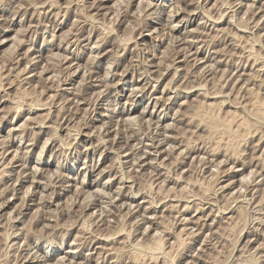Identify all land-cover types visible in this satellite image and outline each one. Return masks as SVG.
<instances>
[{
  "label": "rangeland",
  "instance_id": "rangeland-1",
  "mask_svg": "<svg viewBox=\"0 0 264 264\" xmlns=\"http://www.w3.org/2000/svg\"><path fill=\"white\" fill-rule=\"evenodd\" d=\"M121 2L0 4V264H264V0Z\"/></svg>",
  "mask_w": 264,
  "mask_h": 264
},
{
  "label": "bare ground",
  "instance_id": "bare-ground-1",
  "mask_svg": "<svg viewBox=\"0 0 264 264\" xmlns=\"http://www.w3.org/2000/svg\"><path fill=\"white\" fill-rule=\"evenodd\" d=\"M111 1H112V0H111ZM123 1H125V0H122L121 3H123ZM129 1H130V0H129ZM194 1H195V0H194ZM102 2H104V0H102ZM108 2H110V1H108ZM117 2H118V1H117ZM117 2H116V3H117ZM119 2H120V1H119ZM142 2H143V1H142ZM144 2H145V1H144ZM149 2H150V1H149ZM190 2H191V1H190ZM190 2H188V3H190ZM126 3H127V2H126ZM126 3H124V4H126ZM146 3H148V2H146ZM114 4H115V2H114ZM130 4H131V3H130ZM140 4H141V3H140ZM143 4H144V3H143ZM253 4H254V3H253ZM116 5L119 6V5H121V4L119 3V4H116ZM116 5H114V6H115V9H116ZM122 5H123V4H122ZM144 5H145V4H144ZM200 5H201V4H200ZM200 5H199V6H200ZM124 6H125V5H124ZM126 6H127V4H126ZM126 6H125V7H126ZM139 6H140V5H139ZM197 6H198V5H197ZM201 6H202V5H201ZM250 6H251V5H250ZM127 7H128V6H127ZM127 7H126V8H127ZM129 7H130V5H129ZM140 7H141V6H140ZM151 7H152V6H151ZM203 7H204V6H203ZM126 8H125V9H126ZM138 8H139V7H138ZM144 8H145V7H144ZM149 8H150V7H149ZM195 8H196V7H195ZM198 8H199V7H198ZM205 8H206V7H205ZM249 8H250V7H249ZM256 8H257V7H256ZM120 9H121V8H120ZM139 9H141V8H139ZM196 9H197V8H196ZM202 9L204 10V8H202ZM206 9H207V8H206ZM247 9H248V8H247ZM251 9H252V11H253V8H251ZM141 10H142V9H141ZM143 10H145V9H143ZM178 10H180V9H178ZM184 10H185V9H184ZM261 10H262V9H261ZM116 11H117V10H116ZM116 11H115V13H116ZM140 12H141V11H140ZM174 12H175V11H174ZM182 12H183V11H182ZM206 12H207V10H206ZM247 12H248V11H247ZM66 13H67V12H66ZM142 13H143V12H142ZM208 13H209V12H208ZM112 14H113V13H112ZM125 14H126V13H125ZM140 14H141V13H140ZM172 14H173V12H172ZM174 14H175V13H174ZM176 14H177V13H176ZM187 14H188V13H187ZM203 14H205V13H203ZM206 14H207V13H206ZM207 15H208V14H207ZM90 16H91V15H90ZM117 16H118V15H117ZM149 16H150V15H149ZM173 16H174V15H172V17H173ZM252 16H253V14H252ZM253 17H254V16H253ZM89 18H90V17H89ZM92 18H93V15H92ZM263 18H264V17H263ZM184 19H185V18H184ZM95 20H96V19H95ZM186 20H187V19H186ZM263 20H264V19H263ZM182 23H183V22H182ZM78 24H79V23H78ZM170 24H171V23H170ZM76 26H77V25H76ZM100 27H101V26H100ZM204 27H205V26H204ZM176 28H177V27H176ZM155 29H156V28H155ZM165 29H166V28H165ZM173 29H174V27H173ZM141 30H142V29H141ZM147 30H148V29H147ZM19 32H20V31H19ZM19 32H18V33H19ZM172 32H173V31H172ZM112 33H113V32H112ZM193 33H194V32H193ZM193 33H192V34H193ZM109 34H110V33H109ZM167 34H168V33H167ZM110 35H111V34H110ZM171 35H172V34H171ZM53 36H54V35H53ZM172 36H173V35H172ZM172 36H171V37H172ZM158 37H159V36H158ZM163 37H164V36H163ZM16 38H17V36H16ZM51 38H52V37H51ZM17 39H18V38H17ZM131 39H133V38H131ZM167 39H168V38H167ZM90 40H91V39H90ZM98 40H99V39H98ZM173 40H174V39H173ZM18 41H19V40H18ZM18 41H17V42H18ZM126 41H127V40H126ZM131 41H132V40H131ZM185 41H186V43H187V40H185ZM2 42H3V41H2ZM89 42H90V41H89ZM89 42H88V43H89ZM179 42H180V41H179ZM188 42H189V41H188ZM197 42H198V41H197ZM48 43H49V42H48ZM94 43H95V42H94ZM100 43H101V42H100ZM102 43H104V41H103ZM102 43H101V44H102ZM175 43H176V42H175ZM183 43H184V42H183ZM189 43H190V42H189ZM191 43H192V42H191ZM0 44H1V43H0ZM15 44H17V43H15ZM135 44H136V43H135ZM176 44H177V43H176ZM181 44H182V43H181ZM17 45H18V44H17ZM43 45H44V44H43ZM43 45H42V46H43ZM95 45L97 46L98 44H95ZM139 45H140V44H139ZM170 45H171V44H170ZM172 45H173V44H172ZM177 45H178V44H177ZM193 45H194V44H193ZM193 45H192V46H193ZM0 46H2V45H0ZM98 46H99V45H98ZM105 46H106V45H105ZM189 46H190V45H189ZM68 47H69V46H68ZM125 47H126V46H125ZM135 47H136V46H135ZM168 47H169V46H168ZM59 48H60V46H59ZM92 48H93V47H92ZM99 48H101V47H99ZM137 48H138V47H137ZM170 48H171V46H170ZM182 48H183V47H182ZM187 48H188V47H187ZM52 49H53V48H52ZM65 49H66V48H65ZM152 49H153V48H152ZM174 49H175V48H174ZM179 49H180V48H179ZM183 49H184V48H183ZM185 49H186V48H185ZM58 50H59V49H58ZM136 50H137V49H136ZM28 51H29V50H28ZM51 51H52V50H51ZM51 51H50V52H51ZM68 51H69V50H68ZM99 51H100V50H99ZM124 51H125V50H124ZM138 51H139V50H138ZM172 51H173V50H172ZM194 51H195V50H194ZM29 52H30V51H29ZM48 52H49V51H48ZM197 52H199V51H197ZM26 53H28V52H26ZM95 53H96V52H95ZM106 53H107V52H106ZM125 53H126V52H125ZM188 53H189V52H188ZM188 53H187V54H188ZM193 53H194V52H193ZM51 54H52V53H51ZM98 54H99V53H98ZM103 54H104V53H103ZM185 54H186V53H185ZM191 54H192V52L189 53V55H191ZM89 55H90V54H89ZM189 55H185V56H189ZM194 55H195V54H194ZM25 56H26V55H25ZM53 56H54V55H53ZM61 56H62V55H61ZM61 56H59V57H61ZM92 56H94V55H92ZM98 56H99V55H98ZM176 56H177V55H176ZM185 56H184V58H185ZM55 57H56V55H55ZM65 57H66V56H65ZM67 57H68V56H67ZM89 57L91 58V55H90ZM96 57H97V56H96ZM104 57H105V56H104ZM120 57H121V56H120ZM211 57H212V56H211ZM250 57H251V56H250ZM52 58H53V57H52ZM61 58H62V57H61ZM61 58H60V59H61ZM68 58H69V57H68ZM90 58H89V59H90ZM188 58H189V57H188ZM28 59H29V58H28ZM49 59H50V56H49ZM62 59H63V58H62ZM65 59H66V58H65ZM31 60H32V59H31ZM53 60H55V59H53ZM41 61H42V60H41ZM62 61H63V60H62ZM75 61H76V60H75ZM119 61H120V60H119ZM198 61H200V60L198 59ZM209 61H210V60H209ZM68 62H69V61H68ZM73 62H74V61H73ZM93 62H94V61H93ZM139 62H140V61H139ZM172 62H173V61H172ZM195 62H196V61H195ZM215 62H216V61H215ZM32 63H33V62H32ZM71 63H72V62H71ZM111 63H112V62H111ZM219 63H220V62H219ZM72 64H73V63H72ZM91 64H93V63H91ZM170 64H171V63H170ZM35 65H36V64H35ZM69 65H70V64H69ZM93 65H94V64H93ZM152 65H153V64H152ZM70 66H71V65H70ZM169 66H170V65H169ZM91 67H92V66H91ZM110 67H111V69H112L111 64H110ZM170 67H171V66H170ZM78 68H79V65H78ZM87 68H88V66H87ZM165 68H166V67H165ZM26 69H27V68H26ZM43 69H44V68H43ZM71 69H72V68H71ZM88 69H89V68H88ZM178 69H179V68H178ZM211 69H213V68H211ZM44 70H45V69H44ZM48 70H50V69H48ZM143 70H144V69H143ZM167 70H168V67H167ZM215 70H216V69H215ZM217 70H218V69H217ZM42 71H43V70H42ZM42 71H41V73H44V72H42ZM77 71H78V69H77ZM77 71H75V72H77ZM95 71H96V70H94V71L92 70L91 73H92V74H96ZM111 71H112V70H111ZM168 71H169V70H168ZM175 71H177V69H176ZM212 71H213V70H212ZM29 72H30V71H29ZM46 72H47V71H46ZM97 72H98V71H97ZM131 72H132V71H131ZM145 72H146V71H145ZM149 72H150V71H149ZM188 72H189V71H188ZM210 72H211V71H210ZM88 73H90V72H88ZM71 74H73V73H71ZM110 74H111V73H110L109 70L106 71V77L110 76ZM125 74H126V73H125ZM39 75H40V74H39ZM48 75H50V74H48ZM175 75H176V74H175ZM186 75H187V74H186ZM215 75H216V74H215ZM34 76H35V75H34ZM52 76H53V75H52ZM55 76H56V75H55ZM55 76H54V78H55ZM84 76H85V75H84ZM84 76H83V77H84ZM134 76H135V75H134ZM161 76H162V75H161ZM173 76H174V75H173ZM176 76H177V75H176ZM176 76H174V77H176ZM187 76H188V75H187ZM40 77H41V75H40ZM97 77H98V76H97ZM113 77H114V76H113ZM238 77H239V76H238ZM50 78H51V77H50ZM50 78H49V80H50ZM43 79H44V77H43ZM101 79H102V78H101ZM107 79H108V78H107ZM110 79H111V78H110ZM173 79H174V78H173ZM173 79H172V80H173ZM213 79H214V77H213ZM51 80H53V79H51ZM88 80H89V79H88ZM112 80H113V79H112ZM47 81H48V79H47ZM93 81H94V80H93ZM119 81H121V80H119ZM173 81H174V80H173ZM173 81H172V82H173ZM50 82H51V81H50ZM154 82H155V81H154ZM27 83H28V82H27ZM118 83H119V82H118ZM136 83H137V82H136ZM107 84H108V83H107ZM88 86H89V85H88ZM115 86H117V85L115 84ZM170 86H171V85H170ZM204 86H205V85H204ZM99 87H100V86H99ZM99 87H98V88H99ZM106 87H107V85H106ZM124 87H125V86H124ZM152 87H153V86H152ZM196 87H197V86H196ZM198 87H199V86H198ZM198 87H197V89H198ZM201 87H202V86H201ZM141 88H142V87H141ZM191 88H192V87H191ZM191 88H190V89H191ZM194 88H195V87H194ZM163 89H164V88H163ZM185 89H186V88H185ZM85 90H86V89H85ZM137 90H138V89H137ZM171 90H172V89H171ZM99 91H100V90H99ZM101 91H102V90H101ZM123 91H124V89H123ZM141 91H143V90L141 89ZM169 91H170V90H169ZM179 91H180V90H179ZM78 92H79V91H78ZM133 92H134V91H133ZM133 92H132V94H133ZM155 92H156V91H155ZM164 92H165V91H164ZM189 92H190V90H189ZM208 92H209V91H208ZM84 93H85V92H84ZM116 93H117V92H116ZM203 93H205V92H203ZM80 94H81V93H80ZM80 94H79V95H80ZM199 94H200V93H199ZM90 95H91V94H90ZM94 95H95V94H94ZM217 95H219V94H217ZM220 95H221V94H220ZM7 96H8V95H7ZM82 96H83V95H82ZM151 96H152V95H151ZM214 96H215V95H214ZM214 96H213V97H214ZM8 97H9V96H8ZM72 97H73V96H72ZM76 97H77V96H76ZM87 97H88V96H87ZM136 97H137V96H136ZM178 97H179V95H178ZM204 97H205V96H203V98H204ZM218 97H219V96H218ZM51 98H53V96H51ZM51 98H50V99H51ZM53 99H54V98H53ZM72 99H73V98H72ZM84 99H85V98H84ZM128 99H129V98H128ZM170 99H171V98L169 97V100H170ZM91 100H92V99H91ZM96 100H97V98H96ZM158 100H159V99H158ZM166 100H167V99H166ZM166 100H165L164 102H166ZM75 101H76V100H75ZM85 101H86V100H85ZM85 101H84V102H85ZM88 101H89V100H88ZM94 101H95V99H94ZM130 101L133 102V100H131V99H130ZM150 101H151V99H150ZM155 101H156V99L153 100L154 108H156V106L160 103L159 101H156V102H155ZM216 101H217V100H216ZM8 102H9V101H8ZM154 102H155V103H154ZM168 102H169V101H168ZM81 103H82V102H81ZM81 103H80V104H81ZM78 104H79V103H78ZM67 105H68V104H67ZM131 105L133 106V103H132ZM206 105H208V104H206ZM212 105H213V103H212ZM212 105H211V107H212ZM38 106H39V105H38ZM42 106H43V105H42ZM74 106H75V104H74ZM76 106H77V105H76ZM186 106H187V105H186ZM34 107H35V106H34ZM36 107H37V106H36ZM43 107H44V106H43ZM72 107H73V106H72ZM180 107H181V106H180ZM209 108H210V107H209ZM41 109H42V108H41ZM67 109H68V108H67ZM79 110H80V109H79ZM159 110H160V109H159ZM181 110H182V109H181ZM32 111H33V110H32ZM34 111H35V110H34ZM70 111H71V110H70ZM75 111H76V108H75ZM81 111H82V109H81ZM83 111H84V110H83ZM144 111H145V110H144ZM18 112H19V111H18ZM71 112H74V111L72 110ZM158 112H159V111H158ZM129 113H130V111L127 110V111H126V114H127L129 117H131L133 113H131V114H129ZM181 113H182V112H181ZM17 114H18V113H17ZM17 114H16V115H17ZM30 114H31V113H30ZM70 114H71V113H70ZM50 115H51V114H50ZM127 115H126V116H127ZM150 115L152 116V114H150ZM176 115H177V114H176ZM18 116H19V115H18ZM181 116H182V115H181ZM181 116H180V117H181ZM129 117H128V118H129ZM138 118H140V117H138ZM143 118H144V117H143ZM178 118H179V116H178ZM27 119H28V118H27ZM27 119H26V120H27ZM30 119H31V118H30ZM134 119H135V118H134ZM144 119H145V118H144ZM150 119H151V118H150ZM158 119H159V118H158ZM179 119H180V118H179ZM126 120H127V119H126ZM137 120H138V119H137ZM130 121H131V120H130ZM134 121H135V120H134ZM29 122H30V121H29ZM29 122H28V123H29ZM135 122H136V121H135ZM142 122L145 123V121H142ZM109 123H110V122H109ZM126 123H127V122H126ZM132 123H133V122H132ZM140 123H141V122H140ZM140 123H139V124H140ZM147 123H148V122H147ZM124 124H125V123H124ZM150 124H151V123L149 122V125H150ZM25 125H26V123H25ZM25 125H24V127L27 126V125H26V126H25ZM57 125H58V124H57ZM141 125L143 126V124H141ZM152 125H153V124H152ZM213 125H214V128H215V126H216L215 123H214ZM21 126H23V125H21ZM21 126H20V128H21ZM103 126H105V125H103ZM116 126H117V125H116ZM135 126H136V125H135ZM167 126H168V125H167ZM167 126H166V127H167ZM172 126H173V125H172ZM27 127H28V126H27ZM118 127H119V126H118ZM118 127H116V128H118ZM133 127H134V126H133ZM158 127H159V126H158ZM188 127H189V126H188ZM0 128H1V127H0ZM22 128H23V127H22ZM58 128H59V127H58ZM60 128H61V127H60ZM167 128H168V127H167ZM189 128H190V127H189ZM15 129H16V128H15ZM48 129H49V128H48ZM99 129H100V128H99ZM146 129H147V128H146ZM148 129H149V128H148ZM165 129H166V128H165ZM169 129H171V127H170ZM172 129H173V128H172ZM174 129H175V128H174ZM34 130H35V129H34ZM149 130H150V129H149ZM11 131H12V129H11ZM23 131H24V130H23ZM41 131H42V130H41ZM56 131H57V130H56ZM146 131H148V130H146ZM24 132H25V131H24ZM52 132H53V131H52ZM78 132H79V131H78ZM120 132H121V131H120ZM176 132H177V131H176ZM99 133H100V130H99ZM103 133H104V132H103ZM116 133H118V130H117ZM48 134H49V133H48ZM51 134H53V133H51ZM66 134H68V133H66ZM107 134H108V133H107ZM155 134H156V133H155ZM160 134H161V133H160ZM16 135H17V134H16ZM20 135H21V134H20ZM24 135H25V134H24ZM41 135H42V134H41ZM55 135L57 136L56 133H55ZM55 135H53V137H55ZM125 135H126V134H125ZM132 135H133V134H132ZM132 135H131V136H132ZM163 135H164V134H163ZM167 135H168V134H167ZM172 135H173V134H172ZM21 136H23V134H22ZM88 136H89V135H88ZM173 136H174V135H173ZM173 136H172V137H173ZM175 136H176V135H175ZM175 136H174V137H175ZM10 137H11V136H10ZM78 137H79V136H78ZM124 137H125V136H124ZM167 137H168V136H167ZM174 137H173V138H174ZM19 138H20V137H19ZM19 138H18V140H19ZM49 138H51V137H49ZM74 138H76V137H74ZM101 138H102V137H101ZM114 138H115V137H114ZM160 138H161V137H160ZM168 138H169V137H168ZM176 138H178V137H176ZM15 139H16V138H15ZM22 139H23V138H22ZM22 139H21V140H22ZM136 139H137V138H136ZM147 139H148V138H147ZM48 140H49V139H48ZM50 140H51V139H50ZM113 140H114V139H113ZM132 140H133V139H132ZM159 140H160V139H159ZM173 140H174V141H173ZM177 140H178V139H177ZM10 141H11V140H10ZM38 141H39V140H38ZM46 141H47V140H46ZM51 141H52V140H51ZM61 141H62V140H61ZM124 141H125V139H124ZM136 141H137V140H136ZM162 141H163V140H162ZM15 142H16V141H15ZM21 142H22V141H21ZM52 142H53V141H52ZM105 142H106V141H105ZM141 142H142V141H141ZM159 142H160V141H159ZM166 142H170L169 144L172 145L173 143H176V140H175V139H172V138L170 137V140L167 139ZM171 142H173V143H171ZM6 143H8V142H6ZM6 143H5V144H6ZM23 143H24V141H23ZM45 143L47 144L48 142H45ZM49 143H50V141H49ZM101 143H102V142H101ZM112 143H113V142H112ZM46 144H44V146L42 147V149H44V148L46 147V146H45ZM126 144H127V143H126ZM136 144H137V143H136ZM182 144H183V143H182ZM20 145H21V144H20ZM33 145H34V144H33ZM62 145H63V142H62ZM101 145H102V144H101ZM179 145H180V144H179ZM179 145H178V146H179ZM157 146H158V147H157ZM157 146H156L157 148H156V147H154V148H155V149H158V150H162V149H161V146H162L161 144L158 143ZM175 146H176V145H175ZM18 147H19V146H18ZM176 147H177V146H176ZM8 148H9V147H8ZM8 148H7V149H8ZM111 148H112V147H111ZM119 148H120V147H119ZM130 148H131V146H130ZM171 148H172V147H171ZM184 148H185V147H184ZM5 149H6V148H5ZM25 149H26V148H25ZM108 149H109V148H108ZM146 149H147V148H146ZM180 149H181V148H180ZM180 149H179V150H180ZM120 150H121V149H120ZM144 150H145V149H144ZM163 150H164V149H163ZM163 150H162V152L165 151V150H164V151H163ZM187 150H188V149H187ZM193 150H194V149H193ZM4 151H5V150H4ZM4 151H1V153L4 152ZM6 151H7V150H6ZM16 151H17V150H16ZM26 151H27V150H26ZM128 151H129V150H128ZM166 151H167V150H166ZM166 151H165V152H166ZM180 151H181V150H180ZM8 152H9V151H8ZM8 152H7V153H8ZM17 152H18V151H17ZM21 152H22V151H21ZM28 152H29V151H28ZM42 152H43V150H42ZM42 152L40 151V155H39L40 157L38 156V160H39V162H41V160H42L41 158L43 157V156L41 155ZM44 152H45V151H44ZM138 152H139V151H138ZM148 152H149V151H148ZM153 152H154V151H153ZM153 152H152V153H153ZM157 152H158V151H157ZM165 152H164V154L167 153V152H166V153H165ZM171 152H172V151H171ZM171 152H170V153H171ZM182 152L184 153V151H182ZM182 152H181V153H182ZM7 153H6V154H7ZM24 153H25V152H24ZM117 153H118V152H117ZM155 153H156V151H155ZM14 154L16 155V153H14ZM18 154H19V153H18ZM42 154H43V153H42ZM158 154L160 155V153H158ZM167 154H168V153H167ZM27 155H28V154H27ZM156 155H157V154H156ZM159 155H158V156H159ZM180 155H182V154H180ZM212 155H213V154H212ZM20 156H21V155H20ZM23 156H24V155H23ZM25 156H26V155H25ZM41 156H42V157H41ZM145 156H146V155H145ZM151 156H152V154H151ZM164 156H165V155H164ZM167 156H168V155H167ZM175 156H176V155H175ZM206 156H207V155H206ZM13 157H15V156H13ZM18 157H19V156H18ZM52 157H53V156H52ZM146 157H147V156H146ZM146 157H145V158H146ZM161 157H162V156H161ZM178 157H179V156H178ZM178 157L176 156L177 159H178ZM50 158H51V157H50ZM115 158H116V157H115ZM119 158H120V157H119ZM134 158H135V157H134ZM138 158H140V157H138ZM157 158H158V157L156 156V157L151 158V160H152V161H154V160H158ZM162 158H163V157H162ZM205 158H206V157H204V159H205ZM12 159H13V158H12ZM120 159H121V158H120ZM177 159H176V160H177ZM193 159H194V158H193ZM4 160H5V158H4ZM5 161H6V160H5ZM11 161H12V160H11ZM13 161H14V159H13ZM116 161H117V160H116ZM120 161H121V160H120ZM145 161H146V160H145ZM145 161H144V162H145ZM152 161H151V162H152ZM160 161H161V160H160ZM163 161H164V160H162V162H163ZM172 161H173V160H172ZM177 161H178V160H177ZM0 162H1V161H0ZM130 162H131V161H130ZM142 162H143V161H142ZM151 162H150V165H149V163H147V164L145 165L146 168H147L148 165H149V166L152 165ZM158 162H159V160L157 161V163H158ZM162 162H161V164H162ZM209 162H210V161H209ZM2 163H3V162H2ZM5 163H6V162H5ZM135 163H136V161H135ZM167 163H168V162H167ZM172 163H174V162H172ZM178 163H179V162H178ZM95 164H96V163H95ZM139 164H140V163H139ZM139 164H138V165H139ZM142 164H143V163H142ZM154 164H155V162H154ZM135 165H136V164H135ZM135 165H134V166H135ZM138 165H137V166H138ZM140 165H141V164H140ZM171 165H172V164H171ZM131 166H132V165H131ZM137 166H136V167H137ZM158 166H159V168H158ZM158 166H157V168L160 169V165H158ZM161 166H162V165H161ZM141 167H144V165L141 166ZM151 167H152V166H151ZM166 167H167V165H166ZM216 167H217V165H216ZM37 168H38V167H37ZM45 168H46V167H45ZM115 168H116V167H115ZM134 168H135V167H134ZM153 168H154V167H153ZM157 168H156V169H157ZM169 168H170V167H169ZM38 169H39V168H38ZM38 169H37V170H38ZM95 169H96V168H95ZM149 169H150V168H149ZM105 170H106V169H105ZM105 170H104V171H105ZM117 170H118V169H117ZM122 170H123V169H122ZM133 170H134V169H133ZM153 170H154V169H153ZM160 170H161V169H160ZM166 170H167V168H166ZM233 170H234V169H233ZM148 171H149V170H148ZM148 171H147V172H148ZM158 171H159V170H158ZM38 172H39V171H38ZM101 172H102V171H101ZM110 172H111V171H110ZM121 172H122V171H121ZM132 172H133V171H132ZM145 172H146V171H145ZM159 172H160V171H159ZM168 172H169V171H168ZM170 172H171V171H170ZM236 172H237V171H236ZM255 172H256V171H255ZM6 173H7V172H6ZM52 173H53V172H52ZM104 173H105V172H104ZM123 173H124V171H123ZM152 173H154V172H152ZM156 173H157V172H156ZM182 173H183V172H182ZM215 173H216V172H215ZM243 173H244V172H243ZM257 173H258V172H257ZM259 173H260V172H259ZM43 174H44V173H43ZM100 174H101V173H100ZM167 174H168V173H167ZM174 174H176V173H174ZM217 174H218V172H217ZM240 174H241V173H240ZM252 174L255 175V173H252ZM49 175H52V174H49ZM98 175H99V174H98ZM124 175H125V174H124ZM130 175H131V174H130ZM133 175H134V174H133ZM137 175H138V174H137ZM141 175H142V174H141ZM149 175H150V174H149ZM171 175H172V173H171ZM180 175H181V174H180ZM260 175H261V174H260ZM19 176H20V175H19ZM44 176H45V175H44ZM52 176H53V175H52ZM125 176H126V175H125ZM128 176H129V175H128ZM131 176H132V175H131ZM151 176H152V174H151ZM151 176H150V178H151ZM157 176H159V173L156 175V177H157ZM174 176H175V175H174ZM176 176H177V175H176ZM176 176H175V177H176ZM242 176H243V175H242ZM247 176H248V175H247ZM22 177H23V176H22ZM34 177H35V176H34ZM47 177H48V176H47ZM47 177H45V178H47ZM53 177H54V176H53ZM139 177H140V176H139ZM153 177H154V176H153ZM162 177H163V176H162ZM254 177H255V176H254ZM19 178H21V177H19ZM121 178H122V177H121ZM129 178H130V176H129ZM129 178H128V179H129ZM131 178H132V177H131ZM137 178H138V177H137ZM163 178H165V177H163ZM241 178H242V177H241ZM246 178H247V177H246ZM246 178H245V179H246ZM256 178H257V177H256ZM256 178H255V179H256ZM262 178H263V177H262ZM139 179H140V178H139ZM155 179H156V178H155ZM159 179H160V177H159ZM243 179H244V178H243ZM255 179H253V180H255ZM35 180H37V179L35 178ZM49 180H51V179H49ZM55 180H56V179H55ZM136 180H137V179H136ZM156 180H157V179H156ZM29 181H30V180H29ZM37 181H38V180H37ZM39 181H40V179H39ZM39 181H38V182H39ZM129 181H130V180H129ZM180 181H181V180H180ZM240 181H241V179H240ZM243 181H244V180H243ZM245 181H246V180H245ZM17 182H18V181H17ZM27 182H28V181H27ZM30 182H31V181H30ZM35 182H36V181H35ZM35 182H34V183H35ZM151 182H152V180H151ZM165 182H167V179H165V181H164L163 183L165 184ZM232 182H234V181H232ZM232 182L230 183V185L232 184ZM254 182H255V181H254ZM155 183H156V182H155ZM173 183H174V182H173ZM241 183H242V182H241ZM16 184H17V183H16ZM19 184H20V183H19ZM21 184H22V183H21ZM29 184H30V183H29ZM48 184H49V183H48ZM123 184H124V183H123ZM158 184H159V183H158ZM158 184H157V185H158ZM245 184H247V183L245 182ZM249 184L251 185L250 182H249ZM249 184H248V186H249ZM31 185H32V184H31ZM33 185H34V187H35L36 184H33ZM131 185H132V184H131ZM131 185H130V186H131ZM133 185H134V184H133ZM152 185H153V184H152ZM157 185H156V186H157ZM159 185H160V184H159ZM230 185H229V186H230ZM241 185H244V184H241ZM254 185H255V184H254ZM23 186H24V185H23ZM27 186H28V185H27ZM48 186H49V185H48ZM92 186H93V185H92ZM161 186H162V184H161ZM161 186H159V187H161ZM227 186H228V185H227ZM29 187H30V185H29ZM31 187H33V186H31ZM34 187H33V189H34ZM45 187H47V185H45ZM172 187H173V186H172ZM222 187H223V186H222ZM225 187H226V186H225ZM225 187H224V188H225ZM231 187H232V186H231ZM240 187H241V186H240ZM12 188H13V187H12ZM22 188H23V187H22ZM163 188H164V187H163ZM168 188H169V187H168ZM177 188H178V187H177ZM226 188H227V187H226ZM241 188H243V187H241ZM5 189H6V188H5ZM14 189H15V188H14ZM26 189H27V188H26ZM26 189H25V190H26ZM118 189H119V188H118ZM121 189H122V188H121ZM128 189H129V188H128ZM160 189H161V188H160ZM166 189H167V188H166ZM172 189H173V188H172ZM175 189H176V187H175ZM183 189H184V188H183ZM255 189H256V188H255ZM257 189H258V188H257ZM21 190H22V189H21ZM27 190H29V189H27ZM130 190H131V189H130ZM138 190H139V189H138ZM169 190H171V187H170ZM222 190H223V189H222ZM227 190H228V189H227ZM248 190H250V189H248ZM19 191H20V190H19ZM29 191H30V193H31V190H29ZM29 191H26V192H25L26 195H28L27 192H29ZM45 191H46V190H45ZM84 191H85V190H84ZM121 191H122V190H121ZM121 191H120V192H121ZM140 191H141V190H140ZM120 192H119V194H121ZM129 192H130V191H129ZM222 192H223V191H222ZM246 192H247V191H246ZM84 193H85V192H84ZM126 193H127V192H126ZM135 193H136V192H135ZM5 194H6V193H5ZM9 194H10V192H9ZM13 194H15V193H13ZM18 194H19V193H18ZM75 194H76V193H75ZM133 194H134V193H133ZM1 195H2V194H1ZM16 195H17V194H16ZM36 195H37V194H36ZM42 195H43V194H42ZM99 195H100V194H99ZM124 195H125V194H124ZM135 195H136V194H135ZM137 195H138V194H137ZM137 195H136V196H137ZM238 195H239V193H238ZM6 196H7V195H6ZM8 196H9V195H8ZM14 196H15V195H14ZM17 196H18V195H17ZM21 196H22V195H21ZM52 196H53V195H52ZM120 196H121V195H120ZM2 197H3V196H2ZM25 197H26V196H25ZM42 197H43V196H42ZM254 197H255V196H254ZM18 198H19V197H18ZM23 198H24V196H23ZM26 198H27V197H26ZM44 198H45V197H44ZM50 198H51V197H50ZM1 199H2V198H1ZM42 199H43V198H42ZM88 199H89V197H88ZM134 199H135V198H134ZM254 199H255V198H254ZM254 199H252V200H254ZM21 200H22V199H21ZM23 200H24V199H23ZM25 200H26V199H25ZM43 200H44V199H43ZM47 200H48V198H47ZM261 200H262V198H261ZM263 200H264V199H263ZM3 201H4V200H3ZM3 201H2V203H1V205H0V208L3 209V211H5V210H6L7 208H9V206H10V204H9V201H10V200L8 199V202H3ZM48 201H49V200H48ZM76 201H77V200H76ZM90 201H91V200H90ZM133 201H134V200H133ZM146 201H147V200H146ZM41 202H44V201H41ZM86 202H87V201H86ZM88 202H89V201H88ZM7 203H8V204H7ZM14 203H15V202H14ZM67 203H68V202H67ZM73 203H74V202H73ZM92 203H93V202H92ZM132 203H133V202H132ZM150 203H152V202H150ZM254 203H255V202H254ZM258 203H261L260 199L258 200ZM21 204H22V202H21ZM87 204L89 205V203H87ZM87 204H86V205H87ZM93 204H94V203H93ZM122 204H123V203H122ZM126 204H127V203H126ZM84 205H85V204H84ZM86 205H85V206H86ZM148 205H149V204H148ZM258 205H259V204H258ZM17 206H18V205H17ZM17 206H16V207H17ZM19 206H21V205H19ZM41 206H42V205H41ZM89 206H90V205H89ZM129 206H130V204H129ZM134 206H136V205H134ZM140 206H141V205H140ZM16 207H15V208H16ZM34 207H35V206H34ZM67 207H68V206H67ZM91 207H92V206H91ZM115 207H116V206H115ZM118 207H119V206H117V209H118ZM122 207H124V206H122ZM132 207H133V206H132ZM132 207H131V208H132ZM136 207H137V206H136ZM136 207H135V208H136ZM146 207H147V206H146ZM260 207H261V206H260ZM128 208H129V207H128ZM147 208H148V207H147ZM261 208H262V207H261ZM70 209H71V208H70ZM87 209H88V208H87ZM117 209H116V210H117ZM122 209H123V208H122ZM122 209H121V210H122ZM150 209H151V208H150ZM150 209H148V210H150ZM118 210H119V209H118ZM145 210H146V209H145ZM150 212H151V210H150ZM217 212H218V210H217ZM114 213H115V212H114ZM9 214H10V213H9ZM115 214H116V213H115ZM115 214H114V215H115ZM118 214H119V213H118ZM126 214H127V213H126ZM138 214H139V213H138ZM148 215H149V214H148ZM261 215H262V212H261ZM3 216H4V215H3ZM10 216H11V215H10ZM110 216H111V215H110ZM125 216H126V215H125ZM40 217H41V216H40ZM111 217H112V216H111ZM130 217H131V215H130ZM3 218H4V217H3ZM10 218H11V217H10ZM141 218H142V217H141ZM117 219H118V218H117ZM142 219H143V218H142ZM151 219H152V218H151ZM11 220H12V218H11ZM144 220H145V219H144ZM259 220H260V219H259ZM15 221H16V220H15ZM15 221H14V223H15ZM7 222H8V221H7ZM12 222H13V220H12ZM214 222H215V220H214ZM10 223H11V221H10ZM116 223H117V222H116ZM156 223H157V222H156ZM192 223H194V222H192ZM195 223H196V222H195ZM103 224H104V223H103ZM117 224H118V223H117ZM160 224H161V223H160ZM104 225H105V224H104ZM107 225H108V224H107ZM118 225H119V224H118ZM118 225H117V226H118ZM187 225H188V224H187ZM99 226H100V225H99ZM110 226H111V225H110ZM112 226H113V225H112ZM140 227H141V226H140ZM148 227H149V226H148ZM3 228H4V227H3ZM105 228H106V227H105ZM112 228H113V227H112ZM112 228H111V229H112ZM116 228H118V227H116ZM146 228H147V227H146ZM157 228H158V227H157ZM107 229H108V228H107ZM121 229H122V228H121ZM140 229H141V228H140ZM145 230H146V229H145ZM147 230L149 231V229H147ZM182 230H184V229H182ZM253 230H254V229H253ZM261 230H262V229H261ZM98 231H99V230H98ZM117 231H118V230H117ZM117 231H116V232H117ZM121 231H122V230H121ZM148 231H147V232H148ZM158 231H159V230H158ZM184 231H185V230H184ZM193 231H194V230H193ZM11 232H12V231H11ZM110 232H111V231H110ZM110 232H109V233H110ZM143 232H144V230H143ZM147 232H146V233H147ZM181 232H182V231H181ZM213 232H214V231H213ZM6 233H7V232H6ZM15 233H16V232H15ZM15 233H14V234H15ZM98 233H100V232H98ZM109 233H108V234H109ZM112 233H113V230H112ZM117 233H118V232H117ZM117 233H116V236L118 235ZM119 233H120V230H119ZM137 233H138V232H137ZM161 233H162V232H161ZM190 233H191V232H190ZM215 233H216V231H215ZM12 234H13V233H12ZM14 234H13V235H14ZM110 234H111V233H110ZM110 234H109V235H110ZM113 234H114V233H113ZM113 234H112V235H113ZM213 234H214V233H213ZM7 235H8V234H7ZM101 235H102V234H101ZM101 235H100V236H101ZM119 235H122V234H119ZM142 235H143V233H142ZM157 235H158V234H157ZM160 235H161V234H160ZM250 235H251V234H250ZM4 236H5V235H4ZM94 236H95V235H94ZM97 236H98V235H97ZM100 236H98V237H100ZM103 236H104V235H103ZM105 236H106V235H105ZM153 236H154V234H153ZM197 236H198V235H197ZM201 236H202V235H201ZM210 236H211V235H210ZM263 236H264V235H263ZM0 237H1V236H0ZM107 237H108V236H107ZM119 237H120V236H119ZM163 237H164V236H163ZM212 237H213V236H212ZM6 238H8V237H6ZM17 238H18V237H17ZM95 238H96V236H95ZM109 238H110V237H109ZM109 238H107V239H109ZM115 238H116V237H115ZM144 238H145V237H144ZM210 238H211V237H210ZM8 239H9V238H8ZM99 239H100V238H99ZM99 239H98V240H99ZM103 239H104V237H103ZM111 239H112V237H111ZM113 239H114V237H113ZM152 239H153V238H152ZM163 239H164V238H163ZM261 239H262V238H261ZM96 240H97V239H96ZM104 240H105V239H104ZM109 240H110V239H109ZM208 240H209V239H208ZM208 240H207V241H208ZM161 241H162V239H161ZM161 241H160V242H161ZM207 241H206V242H207ZM248 241H249V239H248ZM93 242H95V240H94ZM93 242H92V243H93ZM107 242H108V241H107ZM135 242H136V241H135ZM160 242H159V243H160ZM209 242H210V241H209ZM251 242H252V241H251ZM255 242H256V241H255ZM95 243H96V242H95ZM159 243H155V244H156L157 246H158V245L160 246V245L162 244V242H161V244H159ZM97 244H98V243H97ZM122 244H123V243H122ZM155 244L153 243V246H154ZM204 244H205V243H204ZM254 244H255V243H254ZM257 244H258V243H257ZM8 245H9V244H8ZM79 245H80V244H79ZM99 245H100V244H99ZM156 245H155V246H156ZM202 245H203V244H202ZM262 245H264V244H262ZM112 246H113V245H112ZM159 246H158V247H155V248H159ZM161 246H162V245H161ZM259 247H261V246H259ZM99 248H100V247H99ZM147 248H148V247H147ZM256 248H257V247H256ZM261 248H262V247H261ZM89 249H90V248H89ZM114 249H115V248H114ZM118 249H119V248H118ZM257 249H259V248H257ZM263 249H264V248H263ZM110 250H111V249H110ZM121 250H122V249H121ZM123 250H125V249H123ZM123 250H122V251H123ZM149 250H150V248H149ZM104 251H105V249H104ZM106 251H107V250H106ZM113 251H114V250H113ZM20 252H21V251H20ZM116 252H117V251H116ZM119 252L121 253V251H119ZM123 252H124V251H123ZM254 252H255V251H254ZM251 253H252V252H251ZM100 254H101V253H100ZM100 254H99V255H100ZM111 254H112V253H111ZM115 254H117V253H115ZM124 254H125V253H124ZM252 255H253V254H252ZM261 255H263V254H261ZM85 256H86V255H85ZM100 256H101V255H100ZM100 256H99L98 258H100ZM39 257H40V256H39ZM89 257H90V256H89ZM108 257H109V256H108ZM250 257H251V256H250ZM253 257H254V255H253ZM255 257H256V256H255ZM259 257H260V256H259ZM35 258H36V257H35ZM259 259H260V258H259ZM31 260H32V259H31ZM34 260H35V259H34ZM83 260H84V259H83ZM100 260H101V259H100ZM245 260H246V259H245ZM248 260H250V259H248ZM255 260H256V259H255ZM263 260H264V259H263ZM73 261H74V260H73ZM93 261H94V260H93ZM101 261H102V260H101ZM122 261H123V260H122ZM250 261H251V260H250ZM252 261H253V260H252ZM261 261H262V260H261ZM27 262H28V261H27ZM71 262H72V260H71ZM91 262H92V261H91ZM96 262H97V261H96ZM109 262H110V261H109ZM253 262H254V261H253ZM259 262H260V261H259ZM45 263H46V262H45ZM78 263H79V262H78ZM98 263H99V262H98ZM114 263H115V261H114ZM117 263H118V262H117ZM243 263H244V262H243ZM245 263H246V262H245ZM250 263H252V262H250ZM81 264H82V263H81ZM83 264H84V263H83ZM99 264H100V263H99ZM121 264H122V263H121ZM126 264H127V263H126ZM252 264H253V263H252ZM254 264H256V263H254Z\"/></svg>",
  "mask_w": 264,
  "mask_h": 264
},
{
  "label": "clouds",
  "instance_id": "clouds-1",
  "mask_svg": "<svg viewBox=\"0 0 264 264\" xmlns=\"http://www.w3.org/2000/svg\"><path fill=\"white\" fill-rule=\"evenodd\" d=\"M4 0H0V4H3ZM80 2L82 3L83 0H80ZM0 19H3L2 17H0ZM23 31V30H22ZM17 35H20V33H17ZM49 243H52V241L50 240ZM6 253H5V257H6ZM4 257H0V259H3Z\"/></svg>",
  "mask_w": 264,
  "mask_h": 264
}]
</instances>
